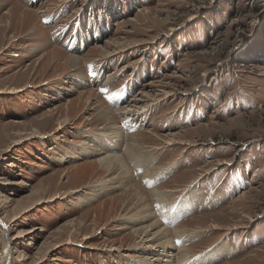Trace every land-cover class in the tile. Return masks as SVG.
<instances>
[{"label":"rangeland","instance_id":"obj_1","mask_svg":"<svg viewBox=\"0 0 264 264\" xmlns=\"http://www.w3.org/2000/svg\"><path fill=\"white\" fill-rule=\"evenodd\" d=\"M118 126L132 181L83 202L112 175L102 154L70 157L81 132ZM143 206L155 219L131 224ZM153 220L174 264L178 224L192 239L178 264L209 249L210 264H264V0H0V256L11 237L7 264L163 259L149 242L135 249Z\"/></svg>","mask_w":264,"mask_h":264},{"label":"bare ground","instance_id":"obj_2","mask_svg":"<svg viewBox=\"0 0 264 264\" xmlns=\"http://www.w3.org/2000/svg\"><path fill=\"white\" fill-rule=\"evenodd\" d=\"M95 46H98V45L96 44ZM70 59H71L72 63H75V65H77V62H79L81 57L73 55L70 57ZM78 80L79 81L83 80V77L78 76ZM137 100L133 99V101L135 102L134 105H137ZM69 103L72 104L71 101H69ZM129 107L130 106L127 104V106L121 107L119 109H111L109 107L108 108L102 107V109L99 108L97 114L94 117H92V122L101 120V121H104V122L106 121L109 124H111L113 121L117 120L116 117H119V116L123 117V118L126 117L129 114V112H128L129 110L127 109ZM139 109H141V111H139V114H136L137 117H139L140 114H143L144 110H145V109L143 110L142 107H139ZM136 115L134 114V116H133L134 119L137 118ZM112 118H114V119H112ZM118 129H120L119 126L117 127L115 132L112 133L113 135L111 133L106 132V131L105 132L104 131H102V132H100V131H96V132L95 131H82L81 132V135L83 137H86V138L83 139L82 142L80 143L81 144L80 148H75L73 150L72 155L70 157H79L80 155L81 156L83 155V157H87V155L90 153H94L97 155L102 154L101 157L97 158V162L100 166L99 168L102 170H105V172H107L108 175H112L111 177L110 176L108 178L103 177L102 179H98V180H95L94 182L90 183V184H92V185H90L91 188L89 187L90 193H87L88 195L84 196L82 198L83 202H87V201L92 200V199H97L98 197H101L103 194H105L107 192V190H109L113 187H116V186H124V185H126L125 183L128 184V182L132 181V178L130 176L131 173L129 172V169H128L129 167L127 166L126 162H124V155L117 153V148H119L118 147L119 141L117 139V137H119V132L117 131ZM110 135H112V136H110ZM91 142H93V144H91ZM94 143H96V145ZM170 143H171V141L165 142L166 145H168ZM97 145H100V147H98ZM102 148H103V150H102ZM129 148H127V151H126L127 153L132 152V149H129ZM77 154H80V155L77 156ZM60 157H62V156H60ZM133 157L134 156H132V155L128 156V158H130V159H132ZM172 166L167 168V170L172 171V168H173ZM145 167H146V165H145ZM146 176H147V174H146ZM151 179H152V177H149V180H151ZM130 186L133 187L132 184L129 185V187ZM134 189H135L134 192L136 193L135 196L140 195V193H139L140 191H138L136 189V187ZM157 191L158 190L156 189V187H154L152 190L153 193H157ZM194 191L198 192V190H194ZM195 196L197 197L198 195H195ZM195 196L193 199L196 200ZM157 198H161V197L157 196ZM162 198H164V195H162ZM143 201L141 200V202L139 204L144 205ZM187 202H188V198L185 196L184 198L180 199L177 203H174V204H171L172 202L167 203L169 206L166 207V209L164 211V215L168 219H170L171 217L172 218L176 217L180 213L183 214L190 207L187 204H185ZM191 204H192V202H191ZM201 204H206V202L202 201ZM154 214L155 213L152 212L150 208H146L143 206L140 210L136 211V213L129 215L128 219H131V220L130 221L128 220V221L131 222V224L139 225L142 222V220H146V218L155 219ZM159 221L161 223L162 220L159 219ZM157 224H159V222L157 220H153L148 225L140 226L134 230L141 237L140 243L135 245V249L140 247V245H143V244H141V242H143V241H144V243L149 242L153 248L159 247L160 251H162L163 253H166V255H164L165 258L163 257V259H162V258L157 257V256H151L150 257L148 255H145L144 257H141L142 259H136V258L131 259L133 262H128L127 264H174L175 255L167 254L168 249L174 248V246H175V244L173 243L174 240L172 239V237H170L171 233L168 232L169 231L168 228L166 229L164 226L161 227V224H159L157 226V227H159L158 230L152 233L151 232L152 229H157V227H156ZM179 225L180 224L172 227L175 238L177 239V241H179V243H177L178 245H176V246L179 248L178 254H180L179 257L177 258V260H180V261L177 262L176 264L180 263L182 260H185L184 259L185 256L183 254L185 253L184 251L187 248L184 247V245H186L187 242L190 243L192 240V239H189L187 241H184L182 239V237L185 234H183L184 231H182L180 229V228H182V225H180V226ZM244 225L245 224H242L240 226H244ZM0 236H5V230L2 231ZM4 241H6V242H4L5 243L4 244V252L0 256V264H7L6 258L9 255L8 252L10 249L11 237L10 238L6 237V239ZM157 241H160V242H157ZM209 250L193 257L190 260H188V259H186V260L189 261L190 264H210L211 263L210 261L213 259L214 253L210 254ZM223 254L224 255L229 254V253H227L226 248H224ZM4 259H5V262H4Z\"/></svg>","mask_w":264,"mask_h":264},{"label":"snow or ice","instance_id":"obj_3","mask_svg":"<svg viewBox=\"0 0 264 264\" xmlns=\"http://www.w3.org/2000/svg\"><path fill=\"white\" fill-rule=\"evenodd\" d=\"M89 74L90 75H95L93 72H92V70H91V66H89ZM100 91L102 92V93H106L108 90L106 89V88H102V89H100ZM109 99H110V97H109ZM177 243H179V241H177Z\"/></svg>","mask_w":264,"mask_h":264}]
</instances>
